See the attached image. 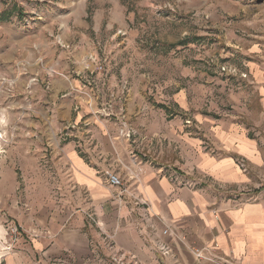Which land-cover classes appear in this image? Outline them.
Listing matches in <instances>:
<instances>
[{"label":"crops","instance_id":"1","mask_svg":"<svg viewBox=\"0 0 264 264\" xmlns=\"http://www.w3.org/2000/svg\"><path fill=\"white\" fill-rule=\"evenodd\" d=\"M49 27L60 46L45 57L35 108L42 118L32 125L42 127L38 155L57 164L60 195L34 249L60 264L102 255L113 264H195L193 250L202 248L215 261L200 264H264V137L208 118L193 88L165 92L158 82L155 98L175 112L167 119L147 101L146 71L113 70L117 61L99 59L77 34L86 26ZM240 74L263 81L264 96V70ZM196 129L207 131L208 150L197 146ZM106 171L123 179L124 192L107 184Z\"/></svg>","mask_w":264,"mask_h":264},{"label":"rangeland","instance_id":"2","mask_svg":"<svg viewBox=\"0 0 264 264\" xmlns=\"http://www.w3.org/2000/svg\"><path fill=\"white\" fill-rule=\"evenodd\" d=\"M49 26H86L77 34L99 59L112 56L113 70L146 71L147 101L160 112L158 82L165 92L193 88L208 118L264 137L263 81L239 77L264 70V0H0V264H60L34 249L60 195L57 164L38 155L42 127L32 125L42 118L45 57L60 46ZM192 133L208 150L207 131ZM88 264L113 263L102 255Z\"/></svg>","mask_w":264,"mask_h":264},{"label":"built area","instance_id":"3","mask_svg":"<svg viewBox=\"0 0 264 264\" xmlns=\"http://www.w3.org/2000/svg\"><path fill=\"white\" fill-rule=\"evenodd\" d=\"M97 69L98 70H103V66L102 64H98L97 66ZM110 107L111 105H106L105 107V112L103 113L104 115L106 116H109L111 114L110 112ZM102 114V115H103ZM123 134V132H121ZM132 134H135L134 131L132 130H129L127 133H124V135L126 136H131ZM105 176H106V182L109 186L111 187H115V188H118L120 190V193L124 192L125 191V188H124V181L123 179L116 173L114 172H109V171H106L105 172ZM136 204H145V202H143L142 200H136L135 201ZM164 234H168L169 233V230L168 229H165L163 231ZM160 252L162 254V256H165L169 253V248L165 245H161L160 246ZM193 254L196 256L197 258V262L195 264H200L202 260H214V257L211 256V255H206V248H202V249H194L193 250ZM215 261V260H214ZM219 264H227L226 262H218Z\"/></svg>","mask_w":264,"mask_h":264}]
</instances>
